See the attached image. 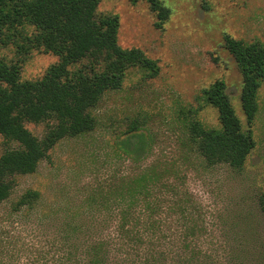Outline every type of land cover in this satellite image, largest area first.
Returning a JSON list of instances; mask_svg holds the SVG:
<instances>
[{"label": "rangeland", "instance_id": "obj_1", "mask_svg": "<svg viewBox=\"0 0 264 264\" xmlns=\"http://www.w3.org/2000/svg\"><path fill=\"white\" fill-rule=\"evenodd\" d=\"M163 3L170 12L161 21L148 0H101L100 13L119 16V44L140 48L159 72L151 77L141 67L129 69L121 87L106 91L90 109L93 130L63 137L36 172L14 176L12 194L0 203V264H84L76 252L89 239L76 231L80 218L88 225L94 214H106L95 202L100 192L115 194L151 168L170 185L160 183L152 192L184 198L194 227L186 230L174 214L162 239L115 241L107 264H264V81L250 124L241 102L242 74L225 46L227 34L264 43V0ZM37 34L25 24L0 43V59L19 66L21 81L43 78L60 61L32 44ZM216 80L225 81L243 129L255 140L241 169L207 165L191 136L194 124L221 128L218 110L202 97ZM24 123L40 140L57 124L53 118ZM10 146L17 144L0 136V157ZM28 190L39 191V198L20 205ZM102 226L101 237L108 232Z\"/></svg>", "mask_w": 264, "mask_h": 264}, {"label": "trees", "instance_id": "obj_2", "mask_svg": "<svg viewBox=\"0 0 264 264\" xmlns=\"http://www.w3.org/2000/svg\"><path fill=\"white\" fill-rule=\"evenodd\" d=\"M148 1L158 18L166 20L170 10L163 0ZM100 2L0 0V43L10 40L20 26L30 24L38 30L32 44L60 56V61L36 81H21L19 66L0 59V136L17 144L6 148L0 157V203L12 194L14 176L36 172L54 143L94 129L96 122L90 109L106 91L121 87L129 69L141 67L151 77L159 72L157 61L140 48H124L119 44V16L100 13ZM225 46L241 71L242 108L251 124L258 111V91L264 81V43L245 42L227 34ZM80 63L81 67L71 70ZM202 97L218 110L221 128L194 124L191 136L196 151L209 166L227 164L235 169L243 168L255 140L250 130L243 129L225 81L216 80L203 89ZM52 118L57 124L42 140L24 123ZM159 179L151 168L129 180V185L115 189V194L100 192L101 200L96 198L95 202L103 204L108 212L101 217L94 214L88 225L80 218L76 231L80 237L89 239L82 241L84 250L78 249L83 251L82 255L76 252L80 261L107 264L115 241L139 244L146 239H162L174 214L184 220L186 230L194 227L184 198L166 199L152 192L160 183L166 188L170 186L166 185L168 181ZM39 196V191L28 190L20 205L31 204ZM259 200L264 211V191ZM114 205L124 207L117 211ZM104 223L108 232L101 237Z\"/></svg>", "mask_w": 264, "mask_h": 264}]
</instances>
